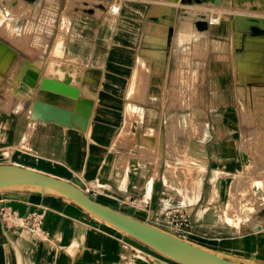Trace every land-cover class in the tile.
<instances>
[{"label": "crops", "instance_id": "0c3cea01", "mask_svg": "<svg viewBox=\"0 0 264 264\" xmlns=\"http://www.w3.org/2000/svg\"><path fill=\"white\" fill-rule=\"evenodd\" d=\"M25 1L22 0V10ZM18 4L19 0L0 2L2 8ZM119 6V13H111L112 17L105 13L99 16L97 11L96 17L70 16L61 45L57 36L51 42L50 32L49 46L46 41L42 47L40 12L37 16L22 13L17 27L12 29L13 35L8 37L3 25L10 18L0 23V41L13 56L0 71V165L25 167L72 183L78 180L83 187H97L96 201L169 231L170 216L186 214L190 224L183 238L228 256L264 263V186H253L252 205L242 207L238 201L250 194H242L248 186L240 184L255 162L257 147L251 145V138L244 139L254 133H243L236 126L235 91L228 95L226 88V95L216 99L212 95L218 86L217 73L226 72L227 65L221 69L215 65L205 67L211 80L208 87L200 83L199 96L194 101L199 114L190 118L192 126L175 139L163 128L164 102L158 94L164 81L153 78L142 90L139 85L145 82L143 76L132 78L139 57L135 56L139 38L133 30V16L126 15L119 21L114 18L122 11ZM107 17L113 22L109 23ZM80 18L85 20L82 22L89 21V27L95 18L106 35H114L110 52L97 47L96 36L88 39L89 51L75 46L77 41L87 40L75 31V21ZM186 23L192 25L189 20ZM197 33L199 39L208 36L221 42L227 54L234 46L232 23L197 27ZM120 44L129 51L121 50ZM117 54L126 62L120 61ZM49 61L60 65L48 70ZM230 70L234 73V64ZM45 79L50 84L45 90L56 96L53 103H46L49 113L36 107ZM132 83L140 99L130 98ZM63 84L73 89V94H67L74 100L71 106L56 102L65 94L59 90ZM154 86L158 88L155 97ZM86 90L94 102L89 116L81 105L88 98ZM158 102L162 105L158 106ZM129 105L137 108L133 119L127 116ZM129 119L135 124L132 131L125 133ZM195 123L198 127L194 130ZM173 143L181 149L178 164H184V157L197 168L192 194L179 191L180 183L175 177L166 178L171 174L166 160L175 158L170 156L173 152L163 151ZM258 148L264 150V145ZM257 164V169L264 166L261 160ZM125 198L141 201L142 208L122 205ZM3 207L20 216L43 211L44 224L40 234H33L20 226L8 228L0 219V264H177L57 195L0 192V209Z\"/></svg>", "mask_w": 264, "mask_h": 264}, {"label": "rangeland", "instance_id": "374dc122", "mask_svg": "<svg viewBox=\"0 0 264 264\" xmlns=\"http://www.w3.org/2000/svg\"><path fill=\"white\" fill-rule=\"evenodd\" d=\"M2 1L15 2L16 0H0V2ZM217 1L222 3L217 6V3H206L205 0H26V7H23L25 9L22 10V0H19V4L16 6L3 8L0 6V23L8 17L10 18L9 22L3 25L6 27L5 34L12 26L13 28L17 27L22 13L26 16H37L40 12L39 18L41 17L42 20L40 25L41 45L43 47L50 32L53 33L51 42L56 39V36L61 38L60 35L65 34V28L68 29V24L71 21L70 16L73 14H75V17H96L97 11L99 16L105 13L106 16L112 17L111 8L115 5H121L120 15L118 17L114 16V18L119 21L121 17L126 15L133 16V30L137 39L139 38L138 44L135 43V56L137 58L139 55V57L132 78L137 80L139 75L143 76L145 82L139 85L142 90L146 89L153 78L156 80L161 77V80L164 81V88L162 91L159 90L158 94L164 102L163 128L165 131L170 132L172 136L174 135L175 139L177 134L192 126L190 118L199 114V111L194 109V101L199 96L200 83L208 87L211 80L205 69L213 65L221 69L226 64L228 70L217 73L218 86L213 88L212 95L216 99L218 95H226V88L228 95L233 94V91H235L237 98L235 108L238 111L236 126L243 133L250 131L254 133V135L244 137V139L251 138V145L257 147V151L253 155L255 162L251 163L250 174L244 179L245 183L241 182L240 184L241 186H248L244 188L242 194H248L250 191L249 197L244 198L247 202L250 201L249 205H252L254 201L251 196L255 194L252 189L253 186H264V166H259L260 169H257V163L260 160L264 162V150L258 148V146L264 145V0ZM210 8L224 10L220 18L222 26H231L232 23L234 46L232 49L230 48L228 54L221 42L212 41V38H208V36L199 39L200 35L197 33V27L207 29L213 26L209 24ZM94 19L90 27L89 21L82 22L85 21L82 18L75 21V31L87 39L84 41L85 43L82 40H79V43L77 41L75 46L89 51L91 45L88 44V39L90 37L94 39L96 36L97 47H105L108 50L107 52H110L114 43V35L108 33L106 35L103 25ZM106 20L109 23L113 22V18L110 17H107ZM188 20L192 22L191 27L188 23L186 24ZM247 22L251 23L252 26ZM172 27L175 29L173 30ZM30 31H32V27ZM70 31L71 29L68 33ZM5 36L10 35L5 34ZM157 38H159L160 44ZM134 39L135 37H133V42H135ZM13 43L16 44L15 41ZM46 44L49 46V40ZM119 48L129 51V47L125 48L121 44ZM10 55L12 56V51L0 41V58L3 57L0 64L4 65L0 66V71L3 72L4 68L12 61L13 56L9 58ZM118 56L120 61L126 62L124 56ZM3 61H6V63H3ZM233 64L235 74L230 70ZM145 70L146 72H144ZM135 89V83L134 85L132 83L129 90L130 98L140 99L141 96L136 94ZM152 90L155 97L158 92L157 86H154ZM157 105L161 106L162 103L158 102ZM136 109L133 105H129L128 118L133 119L136 116ZM131 119H129L130 123L125 124V127L127 125L126 129L124 127L125 133H129L133 129L132 126L135 123ZM197 127L198 125L195 123L193 129L195 130ZM171 141H175L173 137H171ZM167 145H169V142H167ZM179 150L181 149L173 143L170 149L166 150L164 148L163 152H173L170 153V156L175 159H167V163H173L177 166L184 177L183 183L192 187L195 180L193 173L197 168L190 159L184 157H181L184 164H178L181 154ZM172 154L174 155L172 156ZM155 158H160V155H155ZM123 162L124 159L121 158L120 163ZM188 177H191L190 181H187Z\"/></svg>", "mask_w": 264, "mask_h": 264}, {"label": "water", "instance_id": "95a60500", "mask_svg": "<svg viewBox=\"0 0 264 264\" xmlns=\"http://www.w3.org/2000/svg\"><path fill=\"white\" fill-rule=\"evenodd\" d=\"M83 183L68 182L33 169L0 165V192H34L63 197L121 233L177 264H264L225 255L160 226L89 197Z\"/></svg>", "mask_w": 264, "mask_h": 264}, {"label": "bare ground", "instance_id": "6f19581e", "mask_svg": "<svg viewBox=\"0 0 264 264\" xmlns=\"http://www.w3.org/2000/svg\"><path fill=\"white\" fill-rule=\"evenodd\" d=\"M175 1V0H174ZM206 1V3H217L216 5L217 6H219V4L220 3H222L221 1L219 2V1H217V0H205ZM68 2V1H67ZM162 3V2H161ZM161 5V4H160ZM163 5V4H162ZM213 5V4H212ZM225 5V4H224ZM211 6V5H210ZM221 6V5H220ZM214 8V7H213ZM219 9V8H218ZM218 9H212V8H210V10H209V12H211V17H210V19H212V18H214V19H216V20H220L221 21V15H222V12L224 11H222V10H218ZM227 11V10H226ZM209 12H208V14H209ZM207 15V14H206ZM217 15V16H216ZM209 17V16H208ZM245 20H247V19H245ZM252 19H250V21H251ZM248 21V20H247ZM253 21V20H252ZM242 22H245V21H242ZM254 22V21H253ZM248 23V22H247ZM187 24V23H186ZM248 24H250L251 25V23H248ZM188 25H190V27L192 26L190 23H188ZM246 25V24H245ZM260 25H261V23H260ZM252 26V25H251ZM174 27V26H173ZM172 27V28H173ZM12 28H13V26H12ZM12 28L11 29H9L8 31H6L5 32V34L6 35H13V31H12ZM175 28H173V30H174ZM179 30V29H178ZM193 30V29H192ZM194 33V32H193ZM66 34V33H65ZM65 34L64 35H61V38L59 39V41H58V44L59 45H61L62 44V40L64 39V36H65ZM194 35V34H193ZM190 37H191V35H190ZM158 39V43H159V38H157ZM164 40V39H163ZM168 41V40H167ZM166 42V41H165ZM161 43V42H160ZM159 43V44H160ZM155 44H157V43H155ZM158 44V45H159ZM3 45V44H2ZM2 45H1V47H2ZM152 45V44H151ZM162 46V45H161ZM7 47V46H6ZM156 47H159V46H156ZM5 48V47H4ZM3 48V49H4ZM3 49H1V50H3ZM7 49V48H6ZM159 49V48H158ZM164 49V48H163ZM10 50V49H9ZM168 50V49H167ZM6 51V50H5ZM5 53V52H4ZM168 53V52H167ZM165 54V53H164ZM3 56H5L4 54H3ZM160 56V55H159ZM12 56L10 55V57L9 58H11ZM1 58H3V57H1ZM0 58V60H3V59H1ZM8 58V59H9ZM9 61V60H8ZM7 61V62H8ZM160 61V60H159ZM176 62H177V60H176ZM3 63H6V61L4 62L3 61ZM1 65H3V64H0V66ZM56 65H60L58 62H55V61H49V63H48V70H54V69H56L55 68V66ZM146 65V64H145ZM155 65V64H154ZM163 65V64H162ZM4 66V65H3ZM2 66V67H3ZM144 66V65H143ZM146 67V66H145ZM165 67V66H164ZM179 67V66H178ZM142 68V67H141ZM147 68H148V66H147ZM147 68H145L146 70H148ZM166 68V67H165ZM165 68H163V69H165ZM241 68V67H240ZM5 69V68H4ZM250 69V68H249ZM142 70V69H141ZM140 70V71H141ZM144 70V69H143ZM146 70L144 71V72H146ZM161 70V69H160ZM138 72H139V70H138ZM159 72V71H158ZM48 74H52V72H48ZM72 74H74V75H76V72L75 73H72ZM144 75V74H143ZM175 77V76H174ZM175 79V78H174ZM263 79V78H262ZM50 86V84L48 83V81H47V79H45L44 81H43V83H42V86H41V88H40V90H39V93H38V103H37V105H36V107L40 110V111H45V112H48L49 113V110H50V107L49 106H47V105H49L50 104V102H54V100H55V98H56V96L55 95H53V94H51L50 92H48L47 91V89L45 90V88L46 87H49ZM60 86V91H62L63 93H65L63 96H61L60 98H58V99H56V102L57 103H61V104H63V105H65V106H71V105H73V102H74V100L71 98V97H69V95H67L68 93L69 94H73L74 92H73V89H72V87L71 86H67L66 84L64 85H59ZM57 87V86H56ZM138 87V86H137ZM138 89V88H137ZM93 90V89H92ZM141 90V89H140ZM19 91H21V92H27L28 91V89H25V91L24 90H22V89H19ZM136 92H137V90H136ZM91 95V92L88 90H86V95ZM87 95V100H82V103H81V105H82V108H83V110L88 114V116L89 115H92V112H93V106H94V102L92 101L93 100V97L92 96H88ZM133 96V95H132ZM135 97H133V99H134ZM145 98V97H144ZM69 100H71V101H69ZM135 102V101H134ZM46 103H49V104H46ZM173 133V132H172ZM157 136V135H156ZM145 137V136H144ZM143 137V138H144ZM155 139H157L156 137H155ZM129 141V140H128ZM155 143H156V141H155ZM27 145V144H26ZM156 145V144H155ZM170 165V166H169ZM168 166H169V168L171 169V174H169V176L168 177H166V178H168L169 180H172L173 179V177H175L176 179H178V181H179V183H180V185H178L180 188V190L179 191H181L182 193L183 192H185L186 194H187V191H188V194L189 193H193L194 192V189H195V187L194 186H196V181L194 180V185L192 186V187H189V186H187L186 184H184L183 182H184V177H183V175H182V172L181 171H179L177 168V166H175L173 163H170V164H168ZM192 170H194V169H192ZM194 172V171H193ZM194 174V173H193ZM151 185V184H150ZM194 187V188H193ZM237 195V194H236ZM193 196V195H192ZM239 201V204L242 206V207H245V205L246 204H249L250 203V201H248L247 202V200H245V198H241L240 200H238ZM237 203V202H236ZM238 204V205H239ZM242 207H241V209H242ZM246 209V208H245ZM245 211V210H244ZM242 212H243V210H242ZM241 213V212H240ZM242 215V214H241ZM243 217V216H242ZM234 219H237V218H234Z\"/></svg>", "mask_w": 264, "mask_h": 264}, {"label": "built area", "instance_id": "2783aa9c", "mask_svg": "<svg viewBox=\"0 0 264 264\" xmlns=\"http://www.w3.org/2000/svg\"><path fill=\"white\" fill-rule=\"evenodd\" d=\"M120 11V6H113L111 8V13L117 15ZM220 20L214 18L209 20L210 25H217ZM83 192L89 197L95 199L99 194V188L94 186H85L82 188ZM122 205H130L142 208L143 203L139 200L124 199ZM0 219L4 225L8 228L20 226L28 229L33 234H40L42 232L44 224V212H31L26 216H20L16 211L10 208L3 207L0 209ZM171 232L182 237L186 229L189 228V217L186 214H178L170 216Z\"/></svg>", "mask_w": 264, "mask_h": 264}]
</instances>
